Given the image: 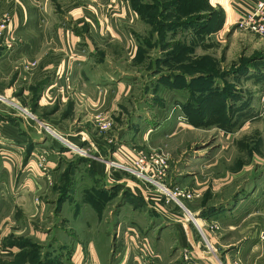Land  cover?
<instances>
[{
    "label": "crops",
    "instance_id": "0c3cea01",
    "mask_svg": "<svg viewBox=\"0 0 264 264\" xmlns=\"http://www.w3.org/2000/svg\"><path fill=\"white\" fill-rule=\"evenodd\" d=\"M253 1L227 0L229 23L236 21ZM135 11L131 0H0V22L10 17L0 36V93L11 102L26 107L38 120L48 123L72 143L89 146L99 157L83 158L81 164L70 163L67 167L48 158L47 176L38 178L42 183L52 180L59 185L64 171L72 176L74 171L82 170L85 184H91L81 189L78 179L71 181L64 196L57 199V211L50 214L52 225L41 230L33 228L32 222H42L48 215L45 218L40 186L37 184L40 189L29 192L27 187L33 184L23 185L26 177L22 174L23 159L27 156L29 160L46 148L48 155L58 160L67 150L56 138L45 137L37 121L22 115L9 103H0V128L4 136L0 143V174L3 173L0 210L4 206L7 211L4 216L0 215V237L3 236L4 248L12 252V258L27 247L42 251L46 248V237L52 236L55 241L48 246L50 252L57 255L46 260L49 264H131L135 253L125 231L123 213L117 210L101 212L107 206L102 201L110 199L109 191L117 198L125 191L132 198L129 215L134 226L131 227L144 239L149 253H154L152 264H218L216 255L203 250L198 236L200 231L204 233L206 222L216 218L215 208L206 214L196 209L198 218L193 217L190 210L188 214L173 203L165 204L160 194L134 177L111 170L105 161L115 158L128 163L139 154L160 153L166 144L169 160L164 183L178 184L189 190L198 187L201 193L205 191L198 171H189L194 167L193 162L184 159L188 143L196 140L189 137L191 129L179 119L182 115L179 110L176 115L166 114L169 106L172 111L175 107L181 109L180 102L169 100L176 91L177 82L169 67L171 56H166L170 47L160 50L163 60L160 68L153 69L156 82L163 77L158 82L160 85L154 82L164 92L166 103L162 107L139 99L140 94L151 89L153 82L148 85L139 81L138 68L120 70L116 64L117 60H123L131 67L136 65L135 57L140 52L137 34L141 26ZM113 46L119 48V53L110 49ZM175 71L182 72L180 68ZM188 73L183 72V75ZM198 74L201 73H195ZM67 76L70 85L60 91L66 86ZM260 94L259 114L264 118V90ZM44 110L50 112L47 117L40 113ZM98 121L112 122V127L98 131ZM251 134L247 133L245 139L251 140ZM259 137L264 141V132H259ZM199 168H203L202 165ZM243 171L244 188L250 187L251 191V170L245 166ZM19 173L21 182L18 183ZM20 183L23 188L15 189ZM255 187L260 223L264 227V172L260 173ZM91 208L100 215L99 219L91 220V216L85 215ZM191 216L200 225L190 222ZM94 221L105 228L103 232L92 229ZM28 230V234L37 238L34 242L25 239ZM209 236L211 240L207 237V241L218 242L216 236ZM232 237L228 235L226 239L227 249L224 250L227 254L221 256L222 260L229 261L232 253L241 252L242 247L243 252L246 250L243 245L230 241ZM212 245L215 250L219 248L218 244ZM108 251L113 253L111 263L109 259L104 263L99 253ZM12 258L5 261L34 264Z\"/></svg>",
    "mask_w": 264,
    "mask_h": 264
},
{
    "label": "rangeland",
    "instance_id": "374dc122",
    "mask_svg": "<svg viewBox=\"0 0 264 264\" xmlns=\"http://www.w3.org/2000/svg\"><path fill=\"white\" fill-rule=\"evenodd\" d=\"M226 1L131 0L141 26L140 32L137 34L140 52L135 57L137 59L135 67H131L123 60H117L116 64L120 70L130 69L132 71V68H138L137 78L139 81H144L148 85L153 82L151 89L140 94L139 99L145 100L149 105L156 104V106L162 107L166 100L164 92L159 89L158 82L163 80V77H159L156 82L153 78V69L160 68L159 64L163 60V53L160 50H163V47H170L166 56L167 54L171 56V66H168L171 67L172 78L177 82L175 85L173 84L176 91L169 100L180 102L181 109L175 107L176 110L172 111L169 106L166 114L176 115L179 110L182 114L179 119L181 118L180 120L191 129L189 137H194L196 140L188 143L184 159L193 162L194 167L189 171H198V179L203 180L205 189L201 193L199 192L200 188H191L194 194L193 199L186 201L185 204L193 212L192 216L196 218H198L195 213L196 209L198 213L206 214L215 208L213 214L216 215V218L207 221L203 228L205 236L201 231L198 234L202 248L206 252L216 255L215 259L218 264H235V261H239V264H264V238H262L264 231H261L264 230V227H261L260 223L258 191H255L256 187L254 189L260 173L264 172V153H262L264 152V141L259 137V132H264V118H261L259 114L260 93L264 90V40L255 33L239 28L236 23L238 18L233 23H229L228 18L230 17ZM110 49L119 53V48L113 46ZM177 68H180L182 72H176ZM183 72L189 73L184 76ZM196 72L201 74L195 75ZM154 82L159 85L157 86ZM144 95L146 96L144 97ZM40 113L47 117L50 112L44 110ZM33 119L39 123L38 128L45 134V137L51 139L52 136L40 123L49 124L37 118ZM109 123L112 124V122ZM96 124L99 131L102 121H98ZM190 132L194 133V136H191ZM245 133H252L249 137L251 140L245 139ZM2 137L4 136L0 128V143H2ZM49 143L52 142L49 140ZM51 145L49 144V146ZM86 147L89 148L88 151L91 155L99 158L98 155L92 153L89 146ZM163 147L160 154L167 155L168 163V146L165 144ZM62 148L64 147L62 146ZM46 150L48 151V149ZM62 150L64 151V149ZM48 156L47 154L44 163L45 170L36 168L35 156L29 160H27V156L23 159V163H25L22 167V171H24L22 174L23 176L26 174V181H23L25 182L23 185L27 187V184H33L31 188L27 187L29 192H35L37 188H41L43 191L41 198L45 203L44 216L46 218L48 215V217L39 223L32 222L33 228L36 226L38 230L46 229L45 226L52 225L50 214L57 211L59 207L57 199L64 196L63 193L67 191L66 186L71 181L78 179L81 189L91 184H85V175L82 170L74 171L72 176L64 171L59 185L47 179L49 182L45 183V187L42 180L38 178L47 176L48 158L56 160L62 167L76 162L81 164L83 160L80 159L83 158L91 159V157L72 155L68 150L58 160L54 155ZM201 165L203 168H199ZM245 166L251 170V185L253 184L251 191L250 187L244 188L243 185ZM20 174L17 178L18 183L21 182ZM1 179H3V173L0 174ZM37 184L40 188L36 186ZM20 188H23L22 184H18L15 189L19 190ZM183 188L190 189L185 186ZM109 194L110 199L102 201V204L107 206L101 212L120 211L125 218L123 221L125 228H132L131 226L134 225L130 221L129 215L132 211L131 195L125 191L118 198L113 191H109ZM249 194L251 196L247 197ZM69 210L71 211V209ZM6 213L3 206L0 215L4 216ZM85 215L89 218L91 216V220L100 218L93 208L86 210ZM192 216L191 218L194 220ZM189 220L191 222V219ZM195 222L200 225L199 222ZM92 229L103 232L105 228L99 227V221H94ZM28 233L29 230L25 239L34 242L37 238ZM209 235L216 236L218 242L207 241V237L211 240ZM228 235H233L230 241L235 242V245H243L246 249L243 252L242 247L241 252L232 253L234 258H229V261L222 260L221 257L227 254L224 249H227L225 247ZM53 239L52 236L46 237L44 241L46 248L43 247L42 251L35 250L34 247H27L20 255L12 258V252L9 253L10 250L4 248L3 236H1L0 264H9L5 260L11 258L13 261L25 260L34 264H49L46 260H50L53 254L57 255V253L50 252L48 246L55 241ZM212 244H218L219 248L215 250ZM134 253L136 254L135 250ZM112 254L110 251L99 253L103 257L104 263H107L108 259L110 261ZM135 254H132L135 261L133 263L142 264L143 260L139 257L135 259L137 257ZM154 256V253L148 255L149 263L154 260ZM133 260L131 259V264ZM10 264H14V262Z\"/></svg>",
    "mask_w": 264,
    "mask_h": 264
},
{
    "label": "built area",
    "instance_id": "2783aa9c",
    "mask_svg": "<svg viewBox=\"0 0 264 264\" xmlns=\"http://www.w3.org/2000/svg\"><path fill=\"white\" fill-rule=\"evenodd\" d=\"M10 17H5L0 22V36L3 35L7 24L9 23ZM237 26L241 29L247 30L249 32L257 34L262 40H264V0H254L248 9L242 11L237 19ZM66 86L61 87L60 91H65L70 83L69 77H65ZM0 102L9 103L15 109L19 110L20 113L29 118H36L35 115L30 112L26 107L17 105L6 96L0 93ZM45 130L54 138H56L72 155H78L80 157H95L91 155L88 151V147L74 144L67 140L65 137L57 133L50 125L40 123ZM110 123L102 121L100 125V130L105 131L109 129ZM48 151L42 149L35 155L36 168L38 170H45V161ZM167 155L166 154H152L145 155L139 154L131 162L123 163L115 158L107 159L106 162L111 170L119 173H127L128 175L134 177L139 182L143 183L146 187L153 189L156 193L160 194L165 204L173 203L174 207L184 211V213L190 214L189 209L186 207L185 202L193 199V191L183 188L178 184H166L163 181V176L165 174V169L167 167ZM191 222L197 224L195 220L191 218ZM125 231L129 235V240L132 242V247L136 251V254L140 259L143 260L142 264H152L148 262V255H151L148 248L144 242V239L132 228H125ZM202 232V231H201ZM202 235L204 233L202 232ZM264 238V234H262ZM235 264H239V261H235Z\"/></svg>",
    "mask_w": 264,
    "mask_h": 264
}]
</instances>
